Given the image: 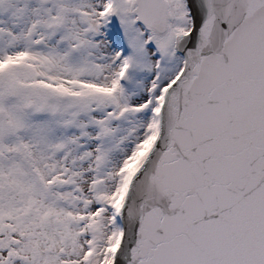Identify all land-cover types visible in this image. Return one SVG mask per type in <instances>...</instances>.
Returning <instances> with one entry per match:
<instances>
[{
	"label": "snow or ice",
	"instance_id": "obj_1",
	"mask_svg": "<svg viewBox=\"0 0 264 264\" xmlns=\"http://www.w3.org/2000/svg\"><path fill=\"white\" fill-rule=\"evenodd\" d=\"M0 264H264V0H0Z\"/></svg>",
	"mask_w": 264,
	"mask_h": 264
}]
</instances>
